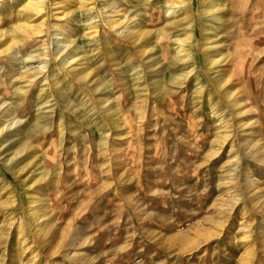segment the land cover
<instances>
[{
  "label": "rangeland",
  "instance_id": "obj_1",
  "mask_svg": "<svg viewBox=\"0 0 264 264\" xmlns=\"http://www.w3.org/2000/svg\"><path fill=\"white\" fill-rule=\"evenodd\" d=\"M263 151L264 0H0V264H264Z\"/></svg>",
  "mask_w": 264,
  "mask_h": 264
},
{
  "label": "bare ground",
  "instance_id": "obj_2",
  "mask_svg": "<svg viewBox=\"0 0 264 264\" xmlns=\"http://www.w3.org/2000/svg\"><path fill=\"white\" fill-rule=\"evenodd\" d=\"M218 8V7H217ZM29 16H31V15H29ZM220 80H218V81H216V83H217V85H219L221 88L223 87V85L221 84V82H219ZM223 89V88H222ZM176 103V102H175ZM177 104H178V101H177ZM180 105V104H179ZM181 106V105H180ZM182 106H184V105H182ZM180 108V107H179ZM184 108V107H183ZM180 113V112H179ZM222 113V112H221ZM186 114V113H185ZM176 115V114H175ZM221 116V115H220ZM179 119V118H178ZM177 119V120H178ZM227 119V118H226ZM182 120V119H181ZM228 122V121H227ZM175 123V122H174ZM180 123V122H179ZM182 123V122H181ZM223 123H224V121H223ZM180 125V124H179ZM263 125V124H262ZM187 127V126H186ZM188 128V127H187ZM122 130V129H121ZM190 131V130H189ZM183 133V132H182ZM190 133V132H189ZM185 134V133H184ZM163 136V135H162ZM228 136V135H227ZM188 137H189V134H188ZM193 137H195V136H193ZM186 138V137H185ZM225 138V137H224ZM190 139V138H189ZM91 140V139H90ZM162 145V144H161ZM162 147V146H161ZM224 147V146H223ZM222 147V148H223ZM256 147V144H254V146H253V148H255ZM258 148H260L259 150H261L262 149V147L261 146H259ZM128 149V148H127ZM263 150V149H262ZM92 151V150H91ZM128 151H130V149L128 150ZM92 152H94V151H92ZM91 152V153H92ZM264 152V151H263ZM219 153V152H218ZM100 154V153H99ZM178 154V153H177ZM189 154V153H188ZM124 155V154H123ZM130 155V154H129ZM197 156V155H196ZM87 160V159H86ZM196 160V159H195ZM183 164V163H182ZM180 165V164H179ZM183 168V167H182ZM187 168V170H189V168L190 167H186ZM98 169V168H97ZM183 169H185V168H183ZM186 170V171H187ZM191 170V169H190ZM190 174V173H189ZM177 176V175H176ZM129 177V176H128ZM132 177V176H131ZM198 180V179H197ZM199 185V184H198ZM109 186V185H108ZM102 187V186H101ZM104 187V186H103ZM102 187V188H103ZM104 189V188H103ZM116 190V189H115ZM119 191V190H118ZM90 193V192H89ZM121 197V196H120ZM120 197L118 198V203H119V205H120V203H121V200H120ZM120 206H122V205H120ZM119 215V214H118ZM120 216V215H119ZM120 218V217H119ZM65 237V241L67 242H69L70 240H71V237H67V235H64ZM88 237V236H87ZM72 242V241H71ZM71 242H69V243H71ZM68 243V244H69ZM100 243V242H99ZM72 245V244H71ZM121 247V246H120ZM120 247H119V249H120ZM110 262V261H109ZM111 263V262H110Z\"/></svg>",
  "mask_w": 264,
  "mask_h": 264
}]
</instances>
